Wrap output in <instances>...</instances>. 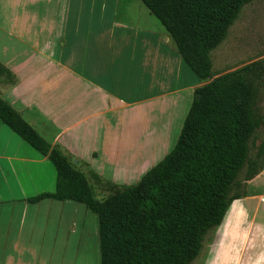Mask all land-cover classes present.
Returning a JSON list of instances; mask_svg holds the SVG:
<instances>
[{
    "label": "crops",
    "instance_id": "0c3cea01",
    "mask_svg": "<svg viewBox=\"0 0 264 264\" xmlns=\"http://www.w3.org/2000/svg\"><path fill=\"white\" fill-rule=\"evenodd\" d=\"M135 3L129 0H0V64L16 79L13 84L6 83L0 74V97L51 145H61L68 152L65 154L74 163H80L84 171L94 170L107 179L118 163L115 162L119 160L117 153L140 134L137 127L145 124L134 120L138 117L137 111L154 103H158L161 113L173 111L176 107L172 105L173 99L184 97L177 92L166 99L162 86L175 88L178 83L185 86L193 83L181 82L177 70L186 73L184 62L177 52L173 56L163 48L159 35L150 27L157 19L143 4L144 8ZM239 16L240 11L235 24ZM134 70L136 76L131 75ZM190 79L195 83L199 81ZM132 80L135 83L131 84ZM111 109L128 113L133 109L135 118L120 120L118 127L110 129L105 114ZM66 111L76 114V122L88 126L89 134H82L79 147L74 145L78 138L68 132L71 124L57 120L55 112ZM100 116L103 130L97 152L93 149V126ZM160 117L161 114L152 122L158 123ZM156 137L153 132H143L145 142ZM86 139L91 144L89 158L80 154ZM93 155L99 157L104 174L93 169ZM47 161L0 122V206L20 207L19 219L23 222L27 220L25 210L31 204L25 198L32 196L30 192L34 188H43L42 184L50 175ZM254 176L245 185V194L233 200L242 205L239 222L247 211L257 215L258 220L264 216L261 206L264 183L259 182L264 176V165ZM51 184L54 189L55 178L54 183L51 179ZM57 201L43 199L32 204L53 205L60 202ZM252 219L255 221L249 219L245 225L243 243L247 235L258 238L260 221ZM9 221L7 217L5 222ZM28 222L32 221L28 219ZM19 228L20 225L18 230L5 226L2 232L0 228V237L20 238L22 228ZM70 244L68 241L69 247ZM27 246L31 247L28 243ZM4 247L0 250V264H13L12 256L8 257L5 253L8 249Z\"/></svg>",
    "mask_w": 264,
    "mask_h": 264
},
{
    "label": "trees",
    "instance_id": "16d2710c",
    "mask_svg": "<svg viewBox=\"0 0 264 264\" xmlns=\"http://www.w3.org/2000/svg\"><path fill=\"white\" fill-rule=\"evenodd\" d=\"M138 1L163 26L180 59L202 84L192 91L173 147L135 184L113 186L108 196L97 199L88 177L93 172L82 171L2 97L0 122L55 169L53 191L25 201L73 200L96 214L100 264H190L207 231L245 194V188L238 192L237 183L244 165H250V178L264 165V128L255 144L260 166L249 157V144L264 124L257 107L264 58L216 77L210 58L240 9L254 0ZM0 74L15 83L1 64Z\"/></svg>",
    "mask_w": 264,
    "mask_h": 264
},
{
    "label": "rangeland",
    "instance_id": "374dc122",
    "mask_svg": "<svg viewBox=\"0 0 264 264\" xmlns=\"http://www.w3.org/2000/svg\"><path fill=\"white\" fill-rule=\"evenodd\" d=\"M129 1L136 2L144 8L138 0ZM144 20H146L145 17ZM237 20L236 24V20L232 22L223 40L210 53L213 77L235 70L244 64L264 57V0H254L244 5L240 10V16ZM154 22V26H150L151 29L155 30L159 35L163 48L174 56L176 50L167 32L158 21L155 20ZM184 66L185 70H187L186 73L184 70H177L181 82L186 81L184 83H190L192 81L193 83H190L188 86L178 83L175 88L173 85L167 84L162 86V92L166 93V99L172 98L177 92L184 97L173 99L172 105L176 106L173 111L161 113L162 110H158V103H154L137 111L138 117L136 118L133 109H130L129 113L119 109H111L106 112L105 118L110 129L118 127L120 120L124 121L129 118H135L136 122H145L147 125L144 126V124L139 128L137 127V129L141 130L140 134L133 138V140L131 139L126 146L122 147L120 153H117L119 160L115 161H118V163L114 166L109 179L99 174L97 175L94 170L92 171L93 176H88L94 189L95 198H105L111 193L113 186L121 188L135 184L173 147L192 100V93L190 92L200 83L199 81L195 83V80L190 79L195 78L197 80L196 76L185 63ZM187 72H189L188 75H186ZM131 75L136 76V70H134V73L131 72ZM2 81L8 83L4 77ZM133 83H135V80H132L131 84ZM259 89L257 107L259 113L264 118V81ZM119 91L122 93V89H119ZM154 107H156L155 111ZM55 113L58 116L57 120L61 124H71L68 132L74 138H78L74 145L75 147H79L80 137L84 132L88 133L86 123L76 122L74 117L76 114L72 111ZM160 114V121L158 123L152 122ZM101 123L102 117L100 116V118L95 120V126H93V149L97 150V152L100 148L99 142L103 130ZM263 128L264 124L261 123V126L256 131L257 139L254 138L253 143L250 142L249 144V157L251 160H254L258 167L261 161L255 160V144L259 143L263 134ZM144 130H146V134L155 133L158 138L156 137V139L150 142H145L143 138ZM61 143L62 141L59 142V144ZM56 146L64 153H68L61 145ZM90 146L89 139H86L82 146L83 150L80 152L83 158H89ZM127 151L131 153H127ZM133 155L135 157L132 159ZM72 161L74 162V160ZM47 165H50V168L53 170V177L52 170L48 166L50 175L47 176L44 184H42L43 188H34L30 192V195L33 196L40 193L41 189L49 192L53 190L51 179L54 183L55 169L49 161H47ZM76 165L84 171L80 163ZM249 166V164L244 165L238 174V192L242 191L245 185L251 182L252 170L249 169ZM93 169L103 174L105 173L100 166L99 157L94 155ZM84 172L90 174L91 171ZM259 182L264 183V176L260 177ZM235 192H237V189L232 191V193ZM261 206L264 211V199ZM241 208L242 205L238 201H232L229 204L221 223L209 229L205 234L199 254L190 264H264V216L261 220H258L257 215H250L251 213L247 211L243 212L245 218L241 220L242 222H239L242 212ZM19 210L20 207L0 206L1 232L4 231L5 226H10L12 230H18L19 225L22 228L20 230V238L0 237V250L4 246V249H8L5 253L9 254L8 257L12 256L13 264H100L97 216L84 204L73 200L60 201L53 205L42 203L36 206L31 203L29 204V208L25 210L27 220H24V222L19 219L21 215ZM7 217L10 218L8 223L5 222ZM252 217L260 221L261 228L258 227L257 229L258 238H250L247 235L243 243V238L246 236V223L249 222V219L250 221H255ZM28 219L32 222H28ZM34 231L36 233H31ZM68 241L71 242L70 247L68 246ZM13 242H16V244ZM59 242L62 244L58 245ZM27 243L31 247H28Z\"/></svg>",
    "mask_w": 264,
    "mask_h": 264
}]
</instances>
